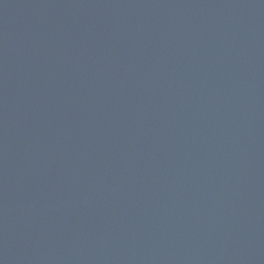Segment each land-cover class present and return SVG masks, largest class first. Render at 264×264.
Returning a JSON list of instances; mask_svg holds the SVG:
<instances>
[{"label": "water", "instance_id": "obj_1", "mask_svg": "<svg viewBox=\"0 0 264 264\" xmlns=\"http://www.w3.org/2000/svg\"><path fill=\"white\" fill-rule=\"evenodd\" d=\"M0 264H264V0H0Z\"/></svg>", "mask_w": 264, "mask_h": 264}]
</instances>
